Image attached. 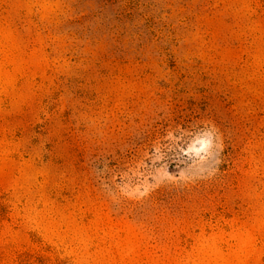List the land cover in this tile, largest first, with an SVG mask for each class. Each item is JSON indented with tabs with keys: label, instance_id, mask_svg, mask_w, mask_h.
Wrapping results in <instances>:
<instances>
[{
	"label": "rangeland",
	"instance_id": "rangeland-1",
	"mask_svg": "<svg viewBox=\"0 0 264 264\" xmlns=\"http://www.w3.org/2000/svg\"><path fill=\"white\" fill-rule=\"evenodd\" d=\"M0 264H264V0H0Z\"/></svg>",
	"mask_w": 264,
	"mask_h": 264
}]
</instances>
